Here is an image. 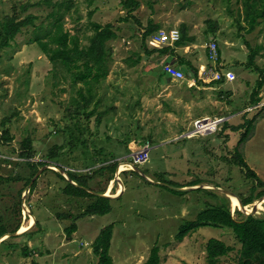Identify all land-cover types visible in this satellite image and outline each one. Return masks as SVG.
<instances>
[{
	"label": "rangeland",
	"instance_id": "374dc122",
	"mask_svg": "<svg viewBox=\"0 0 264 264\" xmlns=\"http://www.w3.org/2000/svg\"><path fill=\"white\" fill-rule=\"evenodd\" d=\"M50 1L54 5L42 0H0V18L13 11L20 18L36 16V26L23 28L10 46L0 50V175L18 178L0 187V214L11 215V229L18 223V229L5 233V242H0V264H96L91 244L100 229L110 223L113 231L109 254L115 264H143L154 245L159 247L158 264H207L204 247L212 237L234 248L217 264H237L240 244L229 228L205 226L179 241L174 237L182 221L193 219L209 204L225 201L234 218L243 217L236 212L238 197L214 186L242 197H254L262 188L253 187L258 185L256 179L247 177L232 156L237 148L264 182V78L248 65L251 49H258L255 66L264 70V21L259 19L250 31L241 14L242 0H138L139 7L131 11L124 9L119 0ZM62 1L73 4L63 14V30L78 34L81 43L87 44L86 36L92 33L89 20L111 23L118 35L107 42L108 74L96 86L89 106L91 109L99 101L96 112L107 109V113L100 124L92 116L87 123L89 131L81 136L87 145L85 157L102 149L104 154L111 152L113 161L118 162L113 178L108 182L104 179L99 185L105 187L103 194L115 198L111 210L103 215H82L92 199L65 195V182L54 167L39 166L38 171L41 170L31 189L32 183L25 185L27 166L17 164L23 160L18 152L27 137L35 153L30 160L35 162L45 160L51 148L56 144L65 146L69 140V114L82 84L74 83L71 73L61 64L50 62L32 41L38 27H50L53 17L49 13ZM21 4L29 7L22 11ZM149 22L179 33L185 25L194 43L175 49L178 62L180 57L190 61L198 75L201 64L206 65V71L231 70L234 81L207 82L203 72L200 83L195 81L189 86L192 75L184 71L183 80H171L166 74L160 75L166 59L157 52L134 63L138 54L144 56L141 35ZM150 36L145 39L148 50L166 46L153 45ZM212 42L219 56L216 63L207 59ZM260 79L261 101L252 105V93ZM201 117L223 121L214 132L198 133L194 123ZM252 118L255 121L249 139L240 145L243 129L232 131L231 127ZM145 145L150 147L148 159L133 162L132 149ZM73 155L76 159L67 156L64 167L76 172L91 169L74 168L72 163L80 164L82 158L79 159V152ZM131 164L137 167L136 171ZM159 174L176 185L194 180L199 184L183 186L192 189L178 194L155 183ZM62 176L66 179L67 174ZM19 193L18 208L15 203ZM253 204V215L262 217L264 196L247 204L246 209L250 210ZM63 213L77 216V230L70 240L64 229L73 219L58 215Z\"/></svg>",
	"mask_w": 264,
	"mask_h": 264
},
{
	"label": "trees",
	"instance_id": "16d2710c",
	"mask_svg": "<svg viewBox=\"0 0 264 264\" xmlns=\"http://www.w3.org/2000/svg\"><path fill=\"white\" fill-rule=\"evenodd\" d=\"M124 9L131 11L139 7L138 0H119ZM46 5H54L50 0H42ZM69 3L66 4L58 2L55 4V10L49 13L53 17V21L50 23V27L41 28L38 27L32 41L37 43L44 55L48 57L53 64H61L71 73L73 82L80 81L82 86L78 88V97L74 99L72 105L74 109L71 110V131L69 140L65 146L56 144L50 149L43 161H31L34 157V149L32 147L31 139L27 137L23 140L18 157L23 159L17 164L26 165L28 168V176L25 179V185H28L33 176L38 171L39 166L48 165L52 162L60 165L67 174L69 180L65 179L62 174L54 171L58 177L64 181L62 192L65 195L76 198L88 197L92 200L85 206L82 215H103L108 213L112 208V200L115 198L102 197L95 195L86 189L93 190L98 193H103L104 188L99 187L102 180L106 182L111 180L114 176V172L117 166V161H113L114 155L109 152L104 154L102 149L97 151L95 155L85 157L87 154L86 140H81L83 132L89 131L88 121L92 116L96 123L100 124L103 120L106 110L96 112L97 101L93 108L89 109L91 102L94 99V91L96 86L106 78L109 70L110 49L107 47V42L117 38V32L111 23L101 24L96 21L89 20L88 25L92 30V33L86 36L87 44L81 43V39L78 34H70L69 31L63 30L62 18L63 14L72 7ZM29 5L21 4L19 8L23 11L27 9ZM92 12H89V16ZM243 19L248 23V29L251 31L255 25L259 23V19L264 21V0H242V13ZM36 16L28 14L23 18L13 11L11 15H5L0 18V50L10 46L15 36L25 27L29 25H35L34 20ZM209 24L210 21H208ZM36 26V25H35ZM52 26V27H51ZM212 28V25H209ZM160 26L149 22L147 28L141 35V46L144 52V56L138 54L137 59L133 62L136 63L143 57L150 58L154 52L160 55H176L175 47H185L194 43V38L188 35L185 31V25L180 27V36L172 46H163L162 48L147 49L145 39L152 33L158 31ZM247 43V42H246ZM248 44V43H247ZM258 49L252 48L248 55V65L255 67L261 74V78H264V70L255 66V56ZM179 66L184 73L191 74L195 78L197 83L200 80L197 79V68L193 67L191 62L180 57ZM160 75H164L163 72ZM224 79L218 81H212L214 83H222ZM262 80L258 81L257 88L252 93L251 104L256 105L261 101L259 96V89L261 88ZM264 108V105L262 106ZM264 117V114L262 115ZM255 118L245 120L244 124L232 126V131H238L243 129L238 144H244L249 139V133L254 126ZM225 125H227L225 123ZM128 141V140H127ZM127 141L125 143L127 144ZM79 152V159L82 158L80 164L72 163L74 168H87L91 167L88 172H76L70 170V168L64 167L67 156L75 158L73 154ZM73 155V156H72ZM76 159V158H75ZM112 160V162H110ZM233 162L240 167L247 177H254L256 184L253 186L262 187L258 193L253 197L252 194L246 197L236 195L239 200L244 204H250L253 200L264 196V182L258 177V175L247 165L242 153L236 148L234 155L232 156ZM132 171V170H130ZM133 172V171H132ZM108 173V174H107ZM107 174V175H106ZM163 174H159L157 180L167 182L170 185L177 187L183 186H195L199 184V181H191L185 185H176L170 181L162 178ZM104 177V178H103ZM18 179L11 176L0 175V187L2 184L10 183L11 181ZM36 180L32 182L31 189L36 184ZM73 181L74 183H72ZM149 183V181H147ZM174 193L182 194L183 191H177L163 186ZM252 187V188H253ZM253 188V189H254ZM198 188H196L197 190ZM21 192V191H20ZM119 197V196H118ZM117 198V197H116ZM17 207H20V193L15 203ZM15 212V210H12ZM237 214L242 218H234L230 212L228 204L222 202L221 204H209L196 213L195 217L190 220H184L180 223L179 228L175 234V239L181 240L188 234L196 232L199 228L205 226H211L216 228H229L233 231V235L236 241L240 244L238 249V261L237 264H264V214L262 217H256L254 215H244L241 211L236 209ZM69 219H73L72 223L65 227V235L67 239H71V235L77 230L75 219L77 216H73L72 213L58 214ZM12 223L11 215L0 214V237L7 232H14L18 229V223L12 229L9 227ZM113 224L110 223L102 227L91 244L92 252L97 257L96 264H115L109 254V248L111 245ZM5 242L3 240L1 243ZM206 262L207 264H217L218 260L222 256L229 254L234 248L232 245L226 244L223 240L218 238H209L205 243ZM26 247L23 248L25 251ZM159 247L154 245L151 248L150 255L143 264H158ZM25 255L28 253L25 252Z\"/></svg>",
	"mask_w": 264,
	"mask_h": 264
},
{
	"label": "built area",
	"instance_id": "2783aa9c",
	"mask_svg": "<svg viewBox=\"0 0 264 264\" xmlns=\"http://www.w3.org/2000/svg\"><path fill=\"white\" fill-rule=\"evenodd\" d=\"M180 33L177 29H170L169 31L159 29L158 31L151 34V42L153 45L157 47H162V45L173 44L175 41L179 39ZM218 51L217 46L214 42H212L208 46V55L207 59L211 63H216L218 60ZM162 72L166 74L171 80L181 81L184 79V73L180 69V67L175 66L171 62L164 61L161 65ZM205 78L204 81H216L222 80L226 82H232L235 79V74L231 70L218 71L214 70V68L209 69V71L204 70ZM202 118V117H201ZM221 119L215 118L211 119L208 117H204L202 119H198L194 123V131L198 133H211L218 129L219 123ZM150 147L145 145L143 148L132 149L133 162L143 163L148 159Z\"/></svg>",
	"mask_w": 264,
	"mask_h": 264
},
{
	"label": "water",
	"instance_id": "95a60500",
	"mask_svg": "<svg viewBox=\"0 0 264 264\" xmlns=\"http://www.w3.org/2000/svg\"><path fill=\"white\" fill-rule=\"evenodd\" d=\"M221 121H223V119H221ZM186 135H187V134H185V136H186ZM131 166H132V169H133V170H135V171L137 170V167H136L135 165L131 164ZM44 167H48V168H50V167H54V168H55L60 174H65V170H64L60 165H58V164H55V163L52 164V162H51V164L43 165L41 169H43ZM41 169H39V171H40ZM39 171H37L36 174L33 176V178L31 179V181L29 182L28 186H30L31 183L35 180V178L37 177ZM66 179L69 180L68 176L66 177ZM146 179H148V178L146 177ZM118 181H119V179H118ZM150 181H151V180H150ZM71 182L74 183L73 181H71ZM155 183H156V184L165 185V186H167V187H169V188H171V189L177 190V191H185V190H189L190 188L192 189V187H190V188H188V187H176V186L170 185V184H168V183L159 182V181H155ZM74 184H75V183H74ZM28 186H27V187H28ZM214 187H215L216 189L221 190L222 192L226 193V194L229 195V196H235V197H236V195H235L233 192H231V191H228V190H225V189H220V187H217V186H214ZM191 189H190V190H191ZM86 190L89 191V192H91V193H93V194H95V195H98V196L109 197V198L112 197V196H109L108 194L98 193V192H95V191H93V190H89V189H86ZM118 195H119V194H118ZM118 195H117V196H118ZM236 198H237V197H236ZM237 200H238V204H239L238 209H239L240 211H242V212L244 213V215H253V214L255 213V208H256V207H255L254 204H253V206H251V209H250V210H247V209H246V205H244V204H243L238 198H237ZM27 229H28V228H27ZM27 229H26V230H27ZM26 230H24V231H22V232H18V233L8 234V235H15V234L23 233V232H25ZM5 235H6V234H4V235H2V236L0 237V242L4 240V236H5Z\"/></svg>",
	"mask_w": 264,
	"mask_h": 264
},
{
	"label": "crops",
	"instance_id": "0c3cea01",
	"mask_svg": "<svg viewBox=\"0 0 264 264\" xmlns=\"http://www.w3.org/2000/svg\"><path fill=\"white\" fill-rule=\"evenodd\" d=\"M160 29H162V28L160 27ZM172 45H173V44H169V46H172ZM176 48H177V47H175V49H176ZM175 49H174V50H175ZM164 56H165L164 60L166 59L165 61H167V62H173V63L179 65V62H178V60H177V57H178L177 55H172V56L164 55ZM173 59H175L176 61L173 60ZM208 62H209V61H208ZM200 67H201L200 70H199V75H200V76L197 74V79H198V80L201 79V77H202V73H203L204 70L206 69V65L201 64ZM210 69H212V68H210ZM195 81H196L195 78L192 77V78H191V82H189L188 85H189V86L194 85ZM216 81H218V80H216ZM259 95H260V94H259ZM224 120H225V119H224Z\"/></svg>",
	"mask_w": 264,
	"mask_h": 264
},
{
	"label": "bare ground",
	"instance_id": "6f19581e",
	"mask_svg": "<svg viewBox=\"0 0 264 264\" xmlns=\"http://www.w3.org/2000/svg\"><path fill=\"white\" fill-rule=\"evenodd\" d=\"M29 224H31V220L29 221ZM26 225H27V224H26ZM26 225H25V226H26Z\"/></svg>",
	"mask_w": 264,
	"mask_h": 264
}]
</instances>
